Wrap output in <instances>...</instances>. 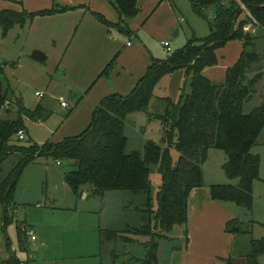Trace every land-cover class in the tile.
Instances as JSON below:
<instances>
[{
	"label": "trees",
	"instance_id": "trees-1",
	"mask_svg": "<svg viewBox=\"0 0 264 264\" xmlns=\"http://www.w3.org/2000/svg\"><path fill=\"white\" fill-rule=\"evenodd\" d=\"M108 1L120 15L118 23L110 22L100 13L94 14L106 25L130 34L128 20L138 14V0ZM242 4L264 28V0H195L194 10L201 16L210 6L216 7L214 17L208 20L211 30L209 36L204 39L195 37L166 58L153 59L129 94H112L103 98L94 109L92 120L84 131L56 143L48 140L42 144L34 141L23 144L17 138L18 130L25 129L26 119L46 118L50 113L42 105L35 110L24 105L22 97L16 95L3 78L8 62L0 61V173L9 157L15 155L19 158L16 165L0 180L3 226L9 221V208L15 205V189L22 171L42 156H51L72 164L73 168L65 173V181L78 196L86 190L100 196L110 190L148 193L147 208L144 210L150 215L148 221L141 228L130 230L136 235L151 237L148 253L139 264H160L158 240L170 238L168 233L175 225L187 224L189 195L193 188L204 185L203 164L211 148L226 152L227 160L223 169L230 179H238L237 184L210 185L211 197L252 210L254 182L261 179V157L253 153L252 148L264 128V99L248 113L244 110V104L256 94V85L263 73L257 69L255 74L250 75L253 64L260 57L254 49H249L254 45L255 36L243 30L250 17L242 16ZM69 9L63 6L36 12L0 10L2 34L6 36L15 24L23 25L36 16ZM234 39L243 41V50L238 60L227 68L225 83L213 84L203 74V69L216 65V50ZM112 63L113 60L101 75L109 74ZM179 68L187 70L186 84H190V91L186 92L183 88L178 102L171 98H157L158 102L166 104V108L163 113H150L156 85L163 76ZM141 111L161 120L162 140L167 144L166 147L154 140L146 141L143 151L130 146L125 121L129 114ZM173 147L180 153L176 163L170 152ZM154 166L158 167L162 176L156 210L151 197V172ZM253 223V220L233 218L227 221L225 229L235 235L236 241L244 236L249 237L250 248L244 254L247 264H261L264 237H252ZM18 230L19 243L24 248L23 234L25 236L26 231L20 227ZM119 235L118 231L101 229V245L119 237L133 241L131 237ZM0 264L26 263L11 253ZM226 264H234L232 256L226 259Z\"/></svg>",
	"mask_w": 264,
	"mask_h": 264
},
{
	"label": "rangeland",
	"instance_id": "rangeland-1",
	"mask_svg": "<svg viewBox=\"0 0 264 264\" xmlns=\"http://www.w3.org/2000/svg\"><path fill=\"white\" fill-rule=\"evenodd\" d=\"M161 1L138 0V14L129 22V28L134 32L130 38L118 31V28L107 32L110 39L108 45L112 44L116 49L102 71L112 60L109 72L117 65L123 70V67L131 64L134 58L124 52L125 40L132 41L135 45L142 44L148 53L157 59H163L185 46L189 40L195 37L204 39L209 36L211 30L208 20L214 15L215 6H210L204 12V16H201L194 10L195 0ZM153 11L148 22L142 25ZM246 15V13L242 14L243 17ZM170 19H173L176 25L174 30L170 25L168 26ZM80 20L81 17L77 18L71 33L58 40L46 33L48 23L42 26L31 23L24 27L15 25L6 36L2 34L0 26V61L8 62L3 77L5 82L10 84L16 95L24 99L29 109L35 110L42 105L50 113V116L42 119L43 121L25 120L26 137L20 140L23 144L30 141L40 144L48 140L59 142L67 136L78 135L92 120L93 111L87 106L90 99L82 100L84 92L72 97L69 89H75L67 80V74L71 77L78 76L81 67L94 55L91 44L84 46L82 40L84 36L77 33ZM164 26L169 27L167 31L162 29ZM177 30L178 34L175 35ZM254 36V45L249 49H254L260 59L253 64L250 75L260 69L263 76L256 85L259 94H255L244 104L247 113L259 106L264 99V96H260L262 92L264 93V28H259ZM165 41L170 42L172 49L170 53L165 52L163 45ZM34 45L41 48H32ZM242 47L243 41L240 39L229 42L220 55L221 62L229 61ZM35 49L44 52L47 58L44 60L32 58L31 54ZM160 86L163 91L166 87H170L163 84ZM182 87L190 90V84H185L184 80ZM161 88L160 91L164 94ZM36 92H43L45 95L39 98ZM61 97L70 106L61 107ZM170 98L174 102L179 100L176 96ZM155 100L151 102L149 112L163 113L156 110ZM144 113L147 114V117L144 116L145 119L139 117ZM144 113H132L125 121L126 134L131 140L130 146L143 151L146 141L154 140L162 147H166L167 144L162 140V122L156 117H150L147 112ZM87 115L90 120H87ZM172 149L176 150L174 147ZM209 151L203 168L206 182L237 184L238 179H230L223 169L227 160L226 152L216 148ZM252 151L261 157L262 179L255 181L253 186V209L247 211L242 207L239 209V214L241 213V217L250 216L254 221L252 237L262 238L264 237V130L257 138ZM18 160L19 158L13 155L5 161L0 180ZM60 161L61 164H58V160L54 157L42 156L24 168L15 189V205L9 208L10 217L5 227L0 208V263L6 261L13 252L21 261L26 263L29 260V264H139L148 253L151 237L136 235L130 230L141 228L148 221L150 215L144 211L147 208L148 193L110 190L103 196L91 192L86 197L78 196L64 184L65 173L73 168L72 164L64 160ZM159 174L158 167L154 166L151 172V197L154 209L160 185L157 181ZM18 227L25 231L27 228H34L36 231L38 239L35 243L30 242L27 250L21 249ZM101 229L118 231L119 236L131 237L133 241L119 237L115 240H107L101 245ZM186 230L185 225H175L170 232L171 238L158 240L159 263L168 264L171 248L182 245ZM23 237L26 241V234L25 236L23 234ZM25 243L27 245V242ZM236 243L232 256L243 259L246 256L242 253H246L250 248L249 237L244 236ZM260 262L264 264V253L260 256Z\"/></svg>",
	"mask_w": 264,
	"mask_h": 264
},
{
	"label": "crops",
	"instance_id": "crops-1",
	"mask_svg": "<svg viewBox=\"0 0 264 264\" xmlns=\"http://www.w3.org/2000/svg\"><path fill=\"white\" fill-rule=\"evenodd\" d=\"M160 2L162 1L160 0ZM63 6L70 7L71 9L64 12H56L50 15L36 16L33 19L28 20L23 25L21 24H15V25H21L24 27L26 26V24L31 23L32 25L35 24V26L36 24L42 26V24L44 25L48 23L49 24L48 31H46V33L51 34V36H54V38L58 40V39H62L64 36H67L68 33H71L72 29L75 26L77 18L81 17L80 24L79 26L77 25L78 28L77 33L84 36L82 39L84 40L83 41L84 46H87V44L89 43L91 44L94 55L86 62L84 66L81 67V72L79 73L78 76L71 77L70 75L67 74V80L69 82V85L75 89V90H73L72 88L69 89L71 96L75 97L78 96V94H82L84 92L82 100L90 99L91 101L89 100L88 103L89 105L87 104V106L89 107V110L91 109L92 111H94V108L97 105V103H99L103 98L109 95L129 94L136 86L140 78L146 73L149 65L152 64L153 59H155V57L152 54L148 53L142 44L135 45L132 41L125 40L126 46L124 47V52L128 54V56L130 55L131 57L134 58L132 60L133 63L130 62L131 64L126 67H123V70H121V68L118 67L117 65L115 68L112 69V71L109 72V74L101 75L104 65L111 58V56L114 54L116 49V47L112 46V44L108 45V43H110L109 42L110 39L107 36V32L112 31V29L114 28L116 29V27H111L103 23L94 14V12L102 14L103 16L106 17L107 20H109L112 23H118L120 21L119 13L108 0H0V8H2L0 10L10 9L15 11L27 10L29 12H36L45 9L59 8ZM154 11L144 20L142 25L148 22V20L153 15ZM214 15L212 16V18L214 17ZM130 20H128V26ZM152 23L153 22H151V24ZM169 25L171 26L172 30H174V28L176 27L173 19L169 20L168 26ZM169 27L164 26L162 29L164 30L166 29L167 31ZM130 31H131L130 34L128 35L125 34L129 36V38L134 35L132 29H130ZM177 34H178V30L175 31V35ZM127 42H131V44L128 45ZM229 42H227L226 44L228 45ZM226 44L225 46H227ZM225 46L216 50L218 63L213 66H207L203 69V74L207 78H209L213 84L219 85L225 83L227 68L229 66H232L238 60L243 50V47L242 49L240 48L239 52L236 55L233 54V58H231L229 61L224 60L223 62H221L220 55L223 49H225L224 48ZM32 48H41V47H37L36 45H34ZM121 52L122 51H120V53ZM187 79H188V74L185 68H179L169 74H166L161 78L159 83L156 85L154 89V97L152 99V102H154V100L157 98H170L172 96L173 97L176 96L179 99L181 95V91L183 89L182 87L183 80L185 81L186 84ZM161 84L165 86L169 85L171 88L166 87V89H164L163 91V89L160 86ZM158 87L162 89V92H164V94L161 93L160 88L157 91ZM189 91L190 90L186 87V92ZM262 93L260 96L263 97L264 93L263 94ZM256 94H259V92L257 91ZM43 97H39V98H43ZM60 104H61V100H60ZM24 105L26 106L25 101H24ZM155 105H156L155 107L156 110H160L164 112L166 108V104L164 102H158L157 100H155ZM63 108H67V107H63ZM141 112L144 113L143 111ZM158 113L160 112H157V114ZM144 116L147 117V114L146 113L141 114L139 117L143 118ZM86 118L87 120L88 119L90 120L88 115ZM42 119L44 118H40L37 120L43 121ZM26 120L35 121L36 119L35 120L26 119ZM125 126H126V122H125ZM84 130L85 129H83V131ZM125 131H126V127H125ZM81 132L82 131H80L79 134ZM170 152L173 158V162L176 163L180 157V153L177 150H173L172 148L170 149ZM203 168H204V164H203ZM203 173H204V169H203ZM159 175L160 176L159 178H157V181L161 185L162 176L161 174ZM204 180H205V175H204ZM64 184L71 190L69 185L66 183L65 179H64ZM212 184L213 183H207L205 180L203 186L192 189L188 199V221L187 224L185 225L187 227V230L183 235L184 242L180 246H174L171 248L169 253L168 264H226V259L232 256L233 247L236 243V240H235V235L226 231L225 229L226 223L228 220H231L233 218H238L242 221H250L251 218L249 215H247V217H241L240 215L241 213L239 214V209H242V207L237 206L235 203L214 200L211 197V191H210V185ZM89 192L91 191L86 190L81 195H84L86 197L89 195ZM156 209H157V203L155 210ZM244 209H246L247 211H251L247 208ZM168 236L171 238L170 233L168 234ZM25 238H26L25 242H27V245L25 243L24 248H21L22 250H27L29 243L32 242L27 235ZM244 254L245 253H242L243 256ZM233 261L234 264H247L246 257H244L243 259H237L236 257H233ZM26 264H29V260L26 261Z\"/></svg>",
	"mask_w": 264,
	"mask_h": 264
},
{
	"label": "built area",
	"instance_id": "built-area-1",
	"mask_svg": "<svg viewBox=\"0 0 264 264\" xmlns=\"http://www.w3.org/2000/svg\"><path fill=\"white\" fill-rule=\"evenodd\" d=\"M242 7L244 10V13L247 14L246 16L250 17V21L243 26V30H244V32L250 33L252 35H256L258 29L261 28V26H260L258 20L249 12L248 8L244 4H242ZM127 44L130 45L131 42H127ZM163 45L165 48V52L170 53L172 51L169 41H165L163 43ZM36 95L39 97H43L44 93L43 92H36ZM60 100H61V106H63V107L69 106L68 103L64 100V98L61 97ZM16 136L19 140L25 139V137H26L25 129H19ZM58 164H61L60 160H58ZM26 235L28 236V238L32 242H36L38 239L37 235H36V231L34 230V228H27L26 229Z\"/></svg>",
	"mask_w": 264,
	"mask_h": 264
},
{
	"label": "water",
	"instance_id": "water-1",
	"mask_svg": "<svg viewBox=\"0 0 264 264\" xmlns=\"http://www.w3.org/2000/svg\"><path fill=\"white\" fill-rule=\"evenodd\" d=\"M31 57L36 60H44L46 58V54L41 50L35 49L33 50Z\"/></svg>",
	"mask_w": 264,
	"mask_h": 264
}]
</instances>
